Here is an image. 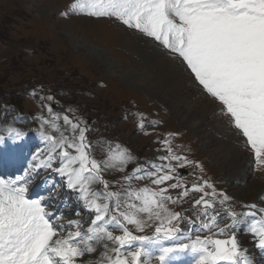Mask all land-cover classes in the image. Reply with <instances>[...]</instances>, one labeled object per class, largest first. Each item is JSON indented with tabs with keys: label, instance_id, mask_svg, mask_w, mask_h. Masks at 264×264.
Returning <instances> with one entry per match:
<instances>
[{
	"label": "rangeland",
	"instance_id": "rangeland-1",
	"mask_svg": "<svg viewBox=\"0 0 264 264\" xmlns=\"http://www.w3.org/2000/svg\"><path fill=\"white\" fill-rule=\"evenodd\" d=\"M75 2L76 0H0V133L6 135L7 129L31 133L36 142L39 141L42 145V155L38 157L43 160L48 157L50 145L41 133L56 138L63 133L69 139L75 136L78 142L79 129L74 133L71 125L64 123L63 118L69 117L72 123L86 128V142L91 145L90 156L101 164L100 175L108 184L105 189L103 184L94 182L89 190L100 197V203L103 199V204L108 205L111 199H105L106 193L119 192L123 198L118 199L119 203L126 207L131 202L127 196H121L118 187L123 184L128 187L131 179L122 176L124 172H129L132 160L123 166V171L119 170V166L105 167L109 151L116 150L119 145L122 149H127L130 156H153L158 146L155 140L161 141L163 134L180 130L183 132L182 138L165 135L166 141L172 143L175 140L177 144L190 148L191 156L200 160L197 166L203 167L200 172L204 173L206 170L213 175L215 187L220 185L235 200L254 201L264 206V170L255 166L254 155L226 116H223L227 120L226 129L218 125L220 121L211 122L213 115L212 118L201 116L202 110L205 111L203 106L211 103L215 106V112L221 115L219 104L194 83L175 58V54L169 53L151 37L127 28L114 17L95 18L74 13L71 5ZM151 51L153 53L150 54ZM159 53L164 54V59ZM168 57L178 60L179 66L171 67L170 70L182 73L183 82L178 85L179 91L172 89L169 94L164 95L150 88L149 84H140L135 79V75L141 71H148L155 81L160 75L165 76L163 71L167 66H172ZM184 72L188 74L189 82ZM191 83L198 90L194 87L196 91L191 92ZM62 102L67 103V107L56 111V117L51 123H45L54 108L58 107L59 110L64 106V103L60 105ZM200 103L202 107H199ZM144 111L150 112V117L162 119L163 126L156 125L159 130L148 126L144 130L140 129ZM162 111L166 113L164 116ZM146 121L149 125L155 124L150 119ZM52 124L56 127H52ZM154 130L155 134L152 132ZM226 130L236 133L238 141L223 136ZM89 138L92 142H89ZM231 142H234V149L225 146ZM239 147L240 150H235ZM67 150L76 155L74 149ZM59 151L57 149V153ZM61 159L62 157L53 153V168L58 166ZM245 159H248L250 176L245 182H240L236 175L241 168L239 162ZM194 166H183L187 170L190 168L187 176L177 174L176 168L172 175L175 173L179 178L175 177L172 183L179 180L189 190L191 179L194 175L197 177ZM230 167L232 173L229 172ZM49 174L47 177L59 173L55 171ZM137 182H132L131 185H136ZM170 184L168 182L161 186L168 187ZM182 191L183 187L169 189L165 194L184 199L186 196H181ZM165 203L167 207L171 204ZM111 204L115 211V202ZM110 208L111 206L109 210ZM71 209L72 206L68 211ZM65 211L63 208L64 214ZM109 217L110 215L106 218ZM138 218L144 221V229L139 231L135 225H128L127 230L132 235H143L155 228L153 223L156 220H149L146 213H139ZM108 224H111L110 219ZM112 224L113 229L108 231L115 236L122 229L115 222ZM83 234L87 235V229ZM244 240L245 237L241 241ZM102 242L103 247L114 246L116 243L107 239ZM92 246L98 254H86V259L97 262L96 259L102 258L99 254L104 249L101 250V241L97 242V246ZM150 262V259L147 262L144 259L142 264ZM159 263L158 259H153L152 264Z\"/></svg>",
	"mask_w": 264,
	"mask_h": 264
},
{
	"label": "snow or ice",
	"instance_id": "snow-or-ice-1",
	"mask_svg": "<svg viewBox=\"0 0 264 264\" xmlns=\"http://www.w3.org/2000/svg\"><path fill=\"white\" fill-rule=\"evenodd\" d=\"M71 10L95 18L114 17L127 28L151 37L169 53L175 54L202 92L218 102L221 115L227 117L254 155L255 166L264 170V0H76ZM63 119L65 124L71 125L74 133L79 129L78 142L75 136L69 139L63 133L59 138L41 133L50 145L48 158L38 165L36 160L39 157H34L28 175L39 168H52L53 153H56L63 160L55 171L67 176L68 187L79 188L82 198L95 209L97 215L92 223L103 221V225H107L109 220L105 217L109 216V205L99 204L95 198L89 200L90 195L95 197L89 190L92 183L99 182L105 189L108 187L100 175L101 164L90 156L86 128L72 123L67 116ZM51 126L56 127L55 124ZM140 126L143 128V123ZM6 133L0 134V162L11 163L18 151L22 154L24 134L16 129H7ZM9 141L14 143V148L6 154L4 149ZM57 149H60L58 153ZM67 149H74L76 155ZM168 153L162 159L179 161L180 167L187 163L186 157L172 154L170 147ZM131 159L127 149L117 145L115 151H109L104 166H119L123 171V166ZM154 167L155 172L146 173L154 177L153 184L163 185L175 179L172 173L176 169L171 164ZM27 183L0 180V264H100L86 259V254L96 252L90 243L93 240H111L123 248L133 241L159 243L175 240L181 232L178 223L181 214L170 210L165 203L172 200L171 196L165 195L169 189L183 187L181 196L188 195L187 186H182L179 180L159 190L144 188L135 193L128 192L127 195L140 204L128 203L126 206L133 210L131 213L110 216V220L121 227L123 235L120 236H113L103 225L89 228L87 235L78 230L64 236L51 222L52 214L42 201L27 197ZM192 191L204 193L194 205H202L204 209L212 207V203L205 199L209 194L201 186L193 184ZM212 195H215L214 191ZM114 196L118 197L119 193L107 192L105 199ZM248 207L256 209L257 206ZM116 208H120L119 201ZM259 212L264 213V208ZM139 213H146L149 220L160 221L154 237L134 236L121 223L120 217L143 231L144 221L138 218ZM228 214L232 223L220 229V235L237 226V214L231 210ZM244 215L255 217L256 213L249 211ZM214 224L215 217L211 225L204 224L203 227L210 229ZM248 231L256 238L255 247L264 252V216L253 219ZM76 238H80L79 242ZM114 251L115 258L101 254L104 264H142V257H151L143 247L126 256L120 248ZM185 251L195 254V264H253L246 255L247 250H241L235 232L227 239H201L197 236L191 243L162 246L157 259L160 264H167L172 254Z\"/></svg>",
	"mask_w": 264,
	"mask_h": 264
},
{
	"label": "bare ground",
	"instance_id": "bare-ground-1",
	"mask_svg": "<svg viewBox=\"0 0 264 264\" xmlns=\"http://www.w3.org/2000/svg\"><path fill=\"white\" fill-rule=\"evenodd\" d=\"M77 45H79V44H77ZM151 46V45H150ZM152 47V46H151ZM95 52V51H94ZM151 53H153V51H151L150 52V54ZM160 55H161V53H159ZM161 58H163L164 59V54H162L161 55ZM168 59L170 60V62L172 63L171 65L172 66H170V68H168V66L166 67V69H165V71H163L164 72V75L165 76H162V75H160L161 77H158L157 78V81H155L154 79H152L151 78V74L148 72V71H141L140 73H137L136 75H135V79L137 80V81H139V83L140 84H149L150 85V88H154V89H156V90H158V92L159 93H161V94H166V93H170V90H172V89H176L177 91H179V86L178 85H181L182 84V82H183V80H182V73L180 74L179 72H176V71H172V70H170L171 69V67H174V66H176V67H178L179 66V64L177 63V61L178 60H176L175 58H170V57H168ZM163 61H165V60H163ZM165 62H168V61H165ZM184 74H185V76H186V78H187V81L189 82V77H188V74L186 73V72H184ZM163 79V80H162ZM165 79V80H164ZM163 82V83H162ZM152 85H153V87H152ZM190 86H192L190 89L192 90L191 92H193V91H196L195 90V85H193L192 83H191V85ZM189 86V87H190ZM195 87V88H194ZM186 88V87H185ZM188 89V88H187ZM197 89V88H196ZM198 90V89H197ZM155 91V90H154ZM203 105L200 103V106L199 107H202ZM204 108H205V111L204 110H202V113H201V116L202 117H205V118H207L208 116L209 117H211V115H213V119H211V122H213L214 123V121L215 120H217L219 123H218V125H220L223 129H226V128H228V126H227V124H226V122H227V120H226V117H223V116H221L220 114H217L216 112H215V106H213V104L211 103V104H206V105H204L203 106ZM207 108H208V110H207ZM212 108H214V110L212 109ZM215 113H216V115H215ZM212 118V117H211ZM226 127V128H225ZM208 133V132H207ZM1 134V133H0ZM209 136V135H208ZM223 136H226V138H230V139H233V141H238V137H237V134L236 133H234V132H232V131H227L226 130V132L223 134ZM230 141V140H229ZM228 149L230 148V149H234V142H231V143H228V144H226L225 145ZM235 150H240V147H239V149L238 148H236ZM246 155V154H245ZM237 158V157H236ZM239 158V157H238ZM239 165H241V168H240V170L238 171V174L236 175V177L240 180V182H245V180H246V178H248L249 176H250V172H249V165H248V159H245V161H240L239 162ZM76 165H74V167H75ZM231 169H232V167H230V169H229V172L230 173H232L231 172ZM29 171V170H28ZM50 174H52V173H50ZM49 174V175H50ZM61 177H64V181H67V176H62L61 175ZM234 179V178H233ZM248 181V180H247ZM38 184H41V181L38 183ZM78 189L79 188H76V189H72L71 188V190H73L74 192H77L78 191ZM91 190V189H90ZM66 192H68L67 190H66ZM90 193H91V191H90ZM90 198L92 199V198H97L96 196L95 197H93L92 195H90L89 196V200H90ZM70 200V199H69ZM67 200H63V199H61L60 201H59V203H65ZM96 201H97V199H96ZM97 203H99V202H97ZM99 204H101V203H99ZM86 205L87 206H89L88 205V203H86ZM56 206V205H55ZM64 208V207H63ZM63 208H62V210H61V206H59V210L62 212L63 211ZM67 208V207H66ZM70 208V207H69ZM67 210V209H66ZM48 211H50L51 212V217H53V216H57V217H59V215H58V211H56V209L55 208H50V209H48ZM69 212V211H68ZM94 212H90V215H92ZM68 215H69V213H68ZM67 215H65V217H66ZM70 216V215H69ZM62 217H64V216H62ZM96 217H94L93 219H95ZM63 218H60V220H62ZM68 223V221H64L63 222V224H64V226H65V224H67ZM79 224L81 225V228L79 229V231L81 230L82 231V233L86 230V228L84 229V228H82V222H79ZM88 229L89 228H87V234H88ZM95 243L94 244H92V245H95L96 244V246H97V241H95V240H93ZM95 248V247H94ZM96 249V248H95ZM97 262H100V264H102V262L100 261V260H97Z\"/></svg>",
	"mask_w": 264,
	"mask_h": 264
}]
</instances>
